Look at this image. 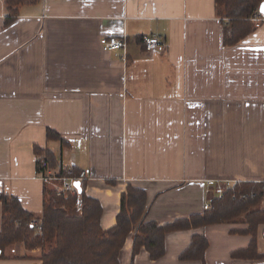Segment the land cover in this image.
<instances>
[{"label":"crops","instance_id":"1","mask_svg":"<svg viewBox=\"0 0 264 264\" xmlns=\"http://www.w3.org/2000/svg\"><path fill=\"white\" fill-rule=\"evenodd\" d=\"M7 16L0 0V193L26 210L42 214L47 186L35 146L54 153L56 168L87 171L84 189L100 200L105 229L128 184L147 193L145 221L165 224L203 213L236 181L264 180V21L225 45L228 20L215 0H37ZM152 33L164 51L144 48L139 38ZM104 35H126L127 53L104 50ZM243 226L170 230L158 259L145 247L133 255L132 231L119 261L264 264V255H234L252 239L231 231ZM195 234L208 240L204 256L182 258ZM41 255L19 240L0 264H42Z\"/></svg>","mask_w":264,"mask_h":264},{"label":"trees","instance_id":"2","mask_svg":"<svg viewBox=\"0 0 264 264\" xmlns=\"http://www.w3.org/2000/svg\"><path fill=\"white\" fill-rule=\"evenodd\" d=\"M37 0H5L10 19L24 3ZM263 0H215L217 14L227 18L224 22V43L234 45L256 27L250 19L252 12ZM141 41V37L139 38ZM49 139L66 140L53 128L47 129ZM40 157L37 160L41 172V161L48 160L56 166V157L50 149L35 146ZM78 170L74 169V173ZM85 184L79 194H60L45 188L42 214L26 210L14 195L0 193L3 203V224L0 230V256L5 247L15 241H24L28 248L42 250V264H120L119 255L127 236L133 231V255L145 247L152 259L165 253V236L170 230L184 229L212 223H235L243 227L232 228V232L252 235L249 246L234 252V255L259 257V234H264V181H236L224 187L221 196L210 198V207L203 213L171 223L159 224L145 221L147 193L138 186L128 184L122 194L121 208L116 224L105 229L101 226L103 206L100 200L85 192ZM79 195V196H78ZM80 199V200H79ZM40 219L42 229L32 224ZM208 246L204 235L195 234L191 247L181 254L182 258L203 257Z\"/></svg>","mask_w":264,"mask_h":264},{"label":"built area","instance_id":"3","mask_svg":"<svg viewBox=\"0 0 264 264\" xmlns=\"http://www.w3.org/2000/svg\"><path fill=\"white\" fill-rule=\"evenodd\" d=\"M250 19L253 21L255 27H259L262 24L264 21V12L260 10V6L252 12ZM99 42L104 50H123L125 54L127 53L128 38L126 35H104L99 38ZM141 43L148 51H164L166 49V41L164 37L157 33L141 35ZM41 166L43 170L40 172V176L47 183V187L55 191L58 195L79 194L80 191L75 185V181H79L82 186V184L89 178L86 170L80 169L74 173L75 167L68 163H63L56 168L52 167L48 160L43 159L41 161ZM204 206L205 209H207L210 207V203L207 202ZM31 222L37 226L38 230L42 229L41 218H33Z\"/></svg>","mask_w":264,"mask_h":264},{"label":"water","instance_id":"4","mask_svg":"<svg viewBox=\"0 0 264 264\" xmlns=\"http://www.w3.org/2000/svg\"><path fill=\"white\" fill-rule=\"evenodd\" d=\"M260 10L262 12H264V0L260 4ZM75 185L77 186L78 190L81 192L82 191V186H81L80 182L79 181H75Z\"/></svg>","mask_w":264,"mask_h":264},{"label":"rangeland","instance_id":"5","mask_svg":"<svg viewBox=\"0 0 264 264\" xmlns=\"http://www.w3.org/2000/svg\"><path fill=\"white\" fill-rule=\"evenodd\" d=\"M49 188V187H48ZM50 189V188H49Z\"/></svg>","mask_w":264,"mask_h":264}]
</instances>
